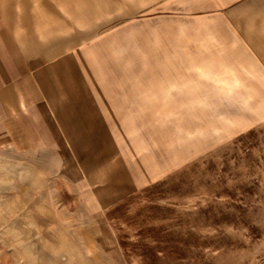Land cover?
I'll list each match as a JSON object with an SVG mask.
<instances>
[{
	"label": "rangeland",
	"instance_id": "1",
	"mask_svg": "<svg viewBox=\"0 0 264 264\" xmlns=\"http://www.w3.org/2000/svg\"><path fill=\"white\" fill-rule=\"evenodd\" d=\"M11 1L44 43L57 29L66 50L117 31L125 59L131 32L139 47L148 41L153 0ZM200 91L205 101L169 104L171 117L136 142L170 150V172L147 185L121 172L148 147L76 151L73 160L67 150L0 145V264H264V117L248 121L257 103L243 87ZM236 123L228 135L218 128Z\"/></svg>",
	"mask_w": 264,
	"mask_h": 264
},
{
	"label": "crops",
	"instance_id": "2",
	"mask_svg": "<svg viewBox=\"0 0 264 264\" xmlns=\"http://www.w3.org/2000/svg\"><path fill=\"white\" fill-rule=\"evenodd\" d=\"M12 4L0 0V145L67 150L73 160L76 151L148 147L121 172L147 185L170 172L163 157L170 150L136 142L154 133L155 119L171 117L169 104L205 101L203 87H243L257 103L248 121L264 117V0H153L146 46L139 47L137 28L125 59L117 31L66 50L57 29L44 43ZM239 124L218 128L228 135ZM124 136H131L125 149ZM103 175L113 183L110 171Z\"/></svg>",
	"mask_w": 264,
	"mask_h": 264
}]
</instances>
